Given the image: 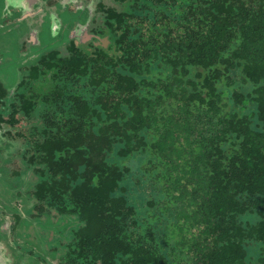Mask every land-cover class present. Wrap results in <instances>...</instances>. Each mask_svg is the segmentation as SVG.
Returning a JSON list of instances; mask_svg holds the SVG:
<instances>
[{"label": "trees", "instance_id": "obj_1", "mask_svg": "<svg viewBox=\"0 0 264 264\" xmlns=\"http://www.w3.org/2000/svg\"><path fill=\"white\" fill-rule=\"evenodd\" d=\"M31 92L34 208L74 264H264V0H131Z\"/></svg>", "mask_w": 264, "mask_h": 264}, {"label": "flooded vegetation", "instance_id": "obj_2", "mask_svg": "<svg viewBox=\"0 0 264 264\" xmlns=\"http://www.w3.org/2000/svg\"><path fill=\"white\" fill-rule=\"evenodd\" d=\"M129 2L0 0V242L7 264H74L63 253L68 242H29L36 246L24 248L26 254L16 250L23 246L17 245L15 235L25 238L31 228H43L46 219L52 223L51 216H61L36 211L33 186L26 194L23 186L13 190L20 171L9 170L6 161L13 148L23 164L27 161L29 127L37 115V110L28 109L31 92H36L31 99L39 107L40 94L56 70L46 65L74 51L108 49L125 22ZM254 263L256 256L254 261L251 256L248 264Z\"/></svg>", "mask_w": 264, "mask_h": 264}, {"label": "rangeland", "instance_id": "obj_3", "mask_svg": "<svg viewBox=\"0 0 264 264\" xmlns=\"http://www.w3.org/2000/svg\"><path fill=\"white\" fill-rule=\"evenodd\" d=\"M13 152L8 156V160L6 161V164L9 168V170L13 171L16 170V174L17 171H20V173L18 172V176L15 179L14 178V188L13 190L16 191H20L22 189L21 186H23V193L26 194L27 192H29V190H31V187L33 186V184L36 181V177L31 174V169L29 168V166H24L25 164H23L20 161V154L17 152L16 148L12 149ZM12 188V187H11ZM19 199V198H17ZM52 217V223H50V221H48V219L45 220V222L43 223V228H38V227H34L31 228L28 231V234L25 236V238H22L21 236H14V240L15 242H18L17 245L23 246V249L18 248L16 249L18 252H21L22 254H26V249L29 246H32V244H30L29 242H56V244L58 242H65V238L66 235L69 236L70 234V230L73 227L74 223H73V219L72 217L70 218H65V217ZM45 226L47 228H45ZM56 235V237H54ZM44 245V244H42ZM36 245H33L32 247H34ZM44 249V248H43ZM49 249V248H48ZM4 254L7 257V263L9 261V258L6 254L5 249L3 248ZM250 256L253 257V261L255 260V256H256V252L252 251V253L250 254ZM6 263V264H7ZM255 264V263H254Z\"/></svg>", "mask_w": 264, "mask_h": 264}, {"label": "water", "instance_id": "obj_4", "mask_svg": "<svg viewBox=\"0 0 264 264\" xmlns=\"http://www.w3.org/2000/svg\"><path fill=\"white\" fill-rule=\"evenodd\" d=\"M7 257L6 255L4 254V251H3V246L0 242V264H6L7 263Z\"/></svg>", "mask_w": 264, "mask_h": 264}]
</instances>
